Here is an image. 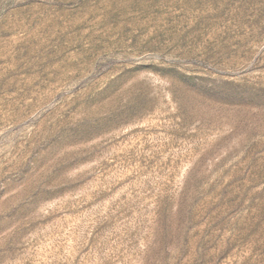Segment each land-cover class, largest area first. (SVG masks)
I'll return each instance as SVG.
<instances>
[{
	"label": "rangeland",
	"instance_id": "1",
	"mask_svg": "<svg viewBox=\"0 0 264 264\" xmlns=\"http://www.w3.org/2000/svg\"><path fill=\"white\" fill-rule=\"evenodd\" d=\"M0 264H264V0H0Z\"/></svg>",
	"mask_w": 264,
	"mask_h": 264
}]
</instances>
